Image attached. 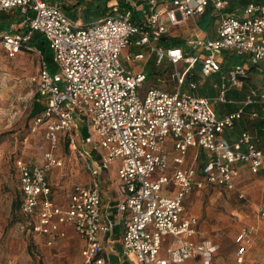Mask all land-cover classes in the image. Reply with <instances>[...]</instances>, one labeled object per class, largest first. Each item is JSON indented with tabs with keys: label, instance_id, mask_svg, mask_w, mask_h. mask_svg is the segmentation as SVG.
Wrapping results in <instances>:
<instances>
[{
	"label": "built area",
	"instance_id": "obj_1",
	"mask_svg": "<svg viewBox=\"0 0 264 264\" xmlns=\"http://www.w3.org/2000/svg\"><path fill=\"white\" fill-rule=\"evenodd\" d=\"M230 7L232 0H116L102 19L84 24L65 12L63 0H0V13L20 15L26 28L24 34L10 30L0 38L7 57L14 59L22 51L40 56L33 82L45 110L33 120V131L44 127L49 151L42 165L16 161L20 209L32 233L53 242L66 239L71 226L84 242V264H113L103 242L113 226L101 217V176L117 164V179H109L120 194L116 209L125 226L123 258L134 256L139 264L191 259L212 264L216 247L211 242L186 240L197 234L199 224L184 217L186 198L211 186L244 199L238 190L242 168L264 175V87L249 84L253 72L264 73V0L242 6L240 13L228 12ZM206 14L215 18V36L200 25ZM191 21L194 27L182 46L164 45V39L175 38L173 31ZM35 33L49 43L56 72L41 51L28 45ZM223 52L243 57L244 64L225 70ZM151 60L157 67H174L175 90L152 85L140 93ZM214 75L220 84L213 101L197 90ZM233 91L244 98H230ZM213 102L236 109L220 115ZM243 119L259 123L261 135L246 130L235 143L223 141L221 133ZM169 138L176 153L172 170ZM62 142L85 159L92 177L91 184L76 187L66 207L52 200L48 181L49 173L64 165L57 153ZM190 149L204 152L199 169L187 166ZM170 187L175 191L167 196ZM170 236L175 242L162 258ZM237 243L236 260L243 264L251 239L243 233Z\"/></svg>",
	"mask_w": 264,
	"mask_h": 264
},
{
	"label": "rangeland",
	"instance_id": "obj_2",
	"mask_svg": "<svg viewBox=\"0 0 264 264\" xmlns=\"http://www.w3.org/2000/svg\"><path fill=\"white\" fill-rule=\"evenodd\" d=\"M241 8L243 7L235 4L228 9V12H238ZM98 10V13L101 10L104 12L105 7ZM6 14L9 16L8 21L10 20L13 23L14 32L24 34L26 28L20 24V15ZM71 15L83 20L82 11L76 10ZM83 23L86 24L84 21ZM194 23L191 21L186 27L173 31L174 36L172 37L186 40L192 32ZM215 27V24H213L207 29L211 35H214ZM5 51L0 46V176H3L6 181L4 183L5 194L9 197L8 200L11 201V232L5 231L2 236V230H0V238L22 240L29 243L38 242V240L44 242L43 238L40 239L28 232V220L22 215L20 206L13 211L14 203L20 205V191L15 162L22 158L31 163H40L43 155L49 149V144L45 139L46 136L40 131L33 132V118L31 116L38 95L37 85L33 82V78L36 77L40 69V56L38 52L28 53L27 51L19 54L14 59H9ZM223 57L224 68L244 64L243 57L235 56L231 52H223ZM45 60L50 71L56 72L57 67L54 63L52 50L45 53ZM148 70L150 71L149 79L140 89L142 95L152 85L165 87V89L172 91L175 90V81L171 79L172 74L175 73L173 66L165 64L157 67L152 63L149 65ZM183 70L184 66L181 64L179 72ZM160 78L165 83H159L158 79ZM204 82L208 85L220 84L219 76L214 75L205 78ZM170 84H172L171 88H169ZM249 84L254 87H264V73L257 74L253 72ZM220 106L222 105L218 104V108ZM223 106L234 108L232 105ZM252 127L254 128V125ZM260 127L258 125L255 130L261 135ZM168 142L172 143L173 140L169 138ZM60 148L59 155L63 158L64 165L61 168L54 169L55 171L49 176L53 187L52 191L57 201L67 199L71 189L76 184H80L79 181L82 176H89L85 159L80 154L69 151L65 142L61 143ZM189 157L188 165L197 169L205 159L196 150H191ZM196 157L197 160H195ZM173 158L172 155L171 159ZM116 169L117 166H115ZM241 185L244 191V199H240L237 192L211 186L203 190L196 189L191 193L193 200H198L203 212L202 219L199 218V222L200 220H208V223L217 229L212 236L222 240L228 253L233 252L234 248L237 251L241 246L240 243H237V239L241 234L247 233L251 238V232H255L256 220L262 219L264 222V178L245 174ZM262 230V228L259 230L260 235L254 237L259 242H262L263 239L261 235L264 232ZM76 249L77 251H75ZM80 252L81 248L74 247L67 249V251L63 250L61 255L53 253V255L47 256L35 252L34 254L31 253V256L34 262L39 264H83L81 259L78 263L76 262L77 254H80ZM228 261L226 259L225 263L228 264ZM255 264H264V262H256Z\"/></svg>",
	"mask_w": 264,
	"mask_h": 264
},
{
	"label": "crops",
	"instance_id": "obj_3",
	"mask_svg": "<svg viewBox=\"0 0 264 264\" xmlns=\"http://www.w3.org/2000/svg\"><path fill=\"white\" fill-rule=\"evenodd\" d=\"M236 1L237 0H235V1L232 0V5H233V3H235L237 6L242 7V5H240ZM63 2H64L65 12L72 14L76 10L82 11L83 20L82 19L81 20L84 21L86 24H91V23H95V22L99 21L100 19H102L107 14L110 6L112 4H115L116 0H63ZM95 3H98V4H95ZM102 7H105L104 12H102V10H101V12L98 13L99 12L98 9H100ZM89 9L92 12L91 15L93 14L94 16L88 15ZM240 12L241 11L239 10L236 13H240ZM3 13H5V12H3ZM10 30H13V23L10 25ZM1 35H3V34H0V36ZM213 36H215V34ZM133 51L138 52L136 49H134ZM24 52L25 51H22L21 53H24ZM6 55H7V53H6ZM22 56H24V55H22ZM220 57H221V61H223V58H224L223 54H221ZM224 61H225V59H224ZM152 63L155 64V61L151 60L148 63V69H149V65ZM39 68H40V66H39ZM224 69L227 70L228 67H226ZM149 74H150V71H149ZM215 76H219V75H215ZM204 81H205V79L201 81V85L199 86V89L197 90V94L199 96H202V97H208L214 101V99L218 96V90L216 89V85H218V84L214 83L213 85H211V84L208 85ZM219 81H220V76H219ZM171 87H172V84H170L169 88H171ZM161 89H165V87L161 88ZM166 90L172 91L170 89H166ZM229 97L230 98H236V99L240 100V99L244 98V93H242L241 91H233V92L229 93ZM213 105H214V108L216 109V111L220 115L228 114V112L229 113L233 112L236 109L235 107L234 108L233 107L228 108V107L223 106V105L218 108V104L215 102H213ZM253 125H254V128L252 127ZM258 125H260V124L259 123H253V122L249 121L248 119L240 120L239 122L236 123V126H234L233 128L224 130L221 133V139L223 141H226V143L228 142L229 144L235 143V141L239 138V136L241 135V133L243 131L248 130L251 132H257V130H255V129L257 128ZM37 131L38 132L40 131L44 135V127H40L36 131H33V132H37ZM168 143L166 146V152H167V154L169 156V160H170V170H172V168L174 166L173 160L175 158L176 153L173 149L172 143H170V142H168ZM168 145L170 146V149H169ZM60 149L61 148H59V150L57 151L58 154H59ZM191 150H196V149H190V151ZM48 151H49V149L46 152H48ZM190 151H189V153H190ZM196 151H199L201 153V155L203 157H205L204 152L202 150H196ZM189 153H188V158H187V166H189L188 165V161L190 158ZM172 155L174 157L173 159H171ZM18 160H22L23 162L30 164V165H42L43 164V158H42V161L40 163H31V162H29L25 159H22V158H20ZM195 160H197V157L195 158ZM202 164L203 163H201V166H202ZM115 166H117V168H118V165L114 164L111 167L110 172H106L101 176V188H102L101 189V195H102V205H103L101 208V217H102L103 222L113 226V230L110 233H108L107 236L105 235V237H103V239H104L103 242H104V246L107 249V252H108L113 264H139L138 261L136 260V257L130 256V258L125 259L121 255V253H122V242L124 241L123 238H124V233H125V226H124V223H119V216H118L117 209H116V206L120 200V194L118 192L119 189H117L116 185L113 184L109 179L110 176L114 179H117V173L118 172H117V169L115 170ZM15 169H16V162H15ZM17 170L18 169H16V172H17L18 183H19V175H18ZM53 171H55V170L53 169ZM53 171H51L48 175V181H49L51 188H53V187L51 185L49 176L53 173ZM245 174H249L251 176H254V175L250 174L247 169L242 168V177H241V180L239 183V189L238 190L243 194H244V191H243L241 184L243 182V177L245 176ZM257 176H260V177L262 176L264 178L263 174L257 175ZM5 182L6 181H5L4 177L0 176V230H2V236H3V233L5 231L11 232V201L8 200L9 197L7 196V194H5V190H6L5 185H4ZM79 182H80V184H76L74 186V188L71 189V192H70L67 199H61L58 201L55 200V197H54V194L52 191V200L58 206L66 207L67 205H69L68 203L70 201V197L74 193L76 187L87 186V185L91 184L92 177H91L90 173H89V176H82V178L80 179ZM19 191H20V206H21L22 192H21L20 184H19ZM174 191L175 190H173V188L170 187L169 189L166 190L165 195L172 196L174 194ZM5 196H6V198H5ZM193 199L194 198H193V196H191V194L186 198L185 208H187V209L184 213V217L185 218H191V219L196 218V219H198V222H199V218L202 219L201 217L203 216V212H202V209L198 203V200L194 201ZM20 211H21V209H20ZM22 215H24V214L22 213ZM26 219H27V217H26ZM254 227H256L255 232L254 233L251 232V238H250L251 244L248 245L247 252L245 254V260H244L245 264H255L256 262H261V261L264 262V234L261 235L263 238L262 242H259L258 240H256L257 238L256 239L254 238L255 236L260 235L259 230L261 228L263 229L262 231L264 232V222L262 221V219L256 220V224L254 225ZM27 228H28L29 233H31L35 237H39L40 239L43 238L44 242L38 240V242L29 243L27 241H22V240H11V239H5V238L1 239L0 238V264H39V263H35L32 256H31L35 252H37L38 254L40 253V254L47 255V256L53 255V253H58L59 255H61L63 250L67 251V249L74 248V247L81 248L80 254L79 253L77 254L76 262L78 263L79 259H81L82 263L84 264L83 257H82V251L84 249V242L77 235V233L75 232L73 227H71V226L66 227V231H67L66 239H56L55 238V240L53 242H50L51 239L47 236L35 235L34 233H32L29 223H28ZM216 230L217 229H215L213 226H211L208 223V220H200L198 227H197V234L194 237L186 239V240L191 241V242H196V243H201L204 241L211 242L216 247V251H215L214 256H213L214 257V263L213 264H226L225 263L226 259L229 260L228 264H238L237 260H236V254H237L236 249L234 248L233 252H231V253L226 252V249L224 247V243L222 242V240L217 238V237L215 238L212 236V234ZM252 236H253V238H252ZM164 241L165 242L163 243V248H162L161 253H160V256L162 258L167 257V252H166L167 248L170 247L173 244V242H175V239L170 236V237L165 238ZM17 245H18V249H17ZM75 251H77V249ZM183 264H202V262H201V259H191V260H187Z\"/></svg>",
	"mask_w": 264,
	"mask_h": 264
},
{
	"label": "trees",
	"instance_id": "obj_4",
	"mask_svg": "<svg viewBox=\"0 0 264 264\" xmlns=\"http://www.w3.org/2000/svg\"><path fill=\"white\" fill-rule=\"evenodd\" d=\"M235 1V0H234ZM254 0H237L236 2L239 3L240 5H247L251 2H253ZM258 1V0H255ZM98 4V3H95ZM233 5H235V3H233ZM67 13V12H66ZM91 10H88V15H91ZM69 16H71L72 18H75V16L67 13ZM8 15L6 13H1L0 14V34H7V32L10 31V25L12 24V22L9 20L8 21ZM77 19V18H76ZM215 21V18L212 17L209 14H206L200 25L207 30L210 26H212ZM1 35L0 38L3 36ZM164 45L166 47H175V46H182L185 43L184 39H180V38H174V39H169L166 40L164 39ZM28 45L32 48H35L37 51H41V54L43 55V57L45 58V53L51 50L49 43L47 42V40L45 39V37L43 36V34L40 33H35V35L32 36V38L30 39V41L28 42ZM45 110V104L42 101V99L40 98L39 95L36 96V100L34 102V107L31 113V116L33 118V120L40 116L42 114V112ZM20 205H17V203L13 204V210L15 211Z\"/></svg>",
	"mask_w": 264,
	"mask_h": 264
}]
</instances>
